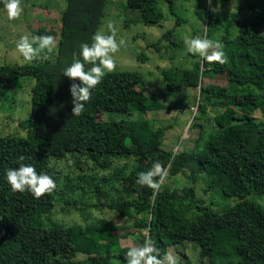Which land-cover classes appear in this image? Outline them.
Instances as JSON below:
<instances>
[{"label":"trees","instance_id":"1","mask_svg":"<svg viewBox=\"0 0 264 264\" xmlns=\"http://www.w3.org/2000/svg\"><path fill=\"white\" fill-rule=\"evenodd\" d=\"M159 1L127 0L126 5L129 10H137L144 23L156 24L164 17ZM162 1L176 17L175 25L184 22L175 10V0ZM105 5L106 0H66L58 49L52 59L0 63V90L20 77L35 79L31 111L24 125L26 134H0V264L126 262L122 252L115 254L110 249L118 240L111 224L64 225L37 210L54 205L61 179L52 159L67 155L77 160L83 157L92 169L112 170L98 180L94 174L80 175L78 182L103 197L105 206L133 219L138 230L145 229L140 243L150 237L161 255L170 246L192 242L205 264H264V205L244 198L248 194L264 195V0H243L240 9L248 12L245 17L238 12L201 13L202 20L207 18L203 35L211 39L212 32H218L212 39L219 38L224 44L227 64L208 63L189 53L187 57L193 59L190 66L162 68L170 96L181 87H199L198 112L189 126L198 135L190 149L176 153L162 147L166 126H157L151 118L130 117L132 110L143 109L131 100L153 95L150 82L137 71L106 73L92 90L83 114L71 113L69 89L72 83L80 82L62 72L71 64L73 53L79 58L80 45L91 43L105 17ZM174 30L167 29L148 46L156 51L161 47L181 49ZM138 59L144 62L145 53L141 52ZM91 66L85 64L86 69ZM216 74L225 77L224 84L215 81ZM214 101L222 103L224 109L205 118L207 107ZM256 110L261 118L254 116ZM99 113L108 117L101 119ZM163 153L168 155L167 165H171L167 177L189 169L188 178L196 180L202 175L206 190L221 191L239 201L217 213L196 199L192 185H185L161 188L153 205V190L137 182V173L148 171ZM20 155L37 173L45 172L55 180L57 187L52 193L36 199L27 190H11L6 171L19 166ZM121 159L126 162L120 168L111 166ZM113 179L119 184L114 191L109 188ZM186 197L195 202V217L188 218L175 206L176 200Z\"/></svg>","mask_w":264,"mask_h":264},{"label":"rangeland","instance_id":"2","mask_svg":"<svg viewBox=\"0 0 264 264\" xmlns=\"http://www.w3.org/2000/svg\"><path fill=\"white\" fill-rule=\"evenodd\" d=\"M217 2H219V10L216 11L218 15L235 12H238L241 17L248 15L246 10L240 9L243 0H212L213 8L217 6ZM126 3L127 0H106L104 8L106 14L102 19L99 30L106 31V21L108 20L115 23L117 41L120 39L126 41V46L121 47L120 51L116 53V70L137 71L151 84L153 95L130 101L131 104H139L143 107V109L132 110L130 117L151 118L157 126H166L167 129L162 142V147L166 152L176 153L183 149H190L193 146V140L198 135V132L189 126L193 115L198 112L199 87H181L170 96L163 81L162 68L174 64L191 65L190 61L193 59L189 55L187 57L189 53L184 41L186 38L204 36L207 18L202 20L201 13L207 12L210 8L206 0H175V10L184 19V22L175 25L176 17L169 13L168 4L161 0L158 2V6L164 15L163 19L156 24H147L142 21L137 10L129 11ZM65 6L66 0H22L23 13L19 20H9L4 6L0 8V63H25L16 49V41L25 33L54 36L56 45L53 51L41 55L36 60L52 59L58 49L61 12ZM171 27L175 28L173 34L181 42V49L161 47L160 51H156L152 46H148ZM217 34L216 31L212 32L211 39H214ZM141 52L146 55L144 62L138 59ZM215 81L224 84L225 77L216 74ZM34 83V78L24 76L18 78L8 88L0 90L1 135L24 136L26 134L24 125L31 111V90ZM223 109L224 105L222 103L214 101L207 107L205 118L219 114ZM254 116L262 117L259 110L254 112ZM98 117L106 119L108 116L99 113ZM110 117L116 116L110 114ZM167 157L168 155L163 153L158 159L164 167H168ZM52 162L59 170L61 179L55 203L53 206H39L37 210L41 212L43 217L49 215L64 225L72 223L103 224L105 222L111 224L113 227L112 233L118 237V240L110 246V249L115 254L122 252L126 257L128 249L140 243L142 236L146 234L145 229L138 230L134 226L133 219L122 217L117 210L105 206L103 197L95 196V193L90 190L87 184L81 186V183L78 182L80 175L94 174L96 180H98L100 176L109 174L112 170L92 169L91 164L85 162L83 157L77 160L72 155H67L62 159H52ZM125 162L124 159L116 160L111 166L118 169ZM189 174L190 170L185 169L184 173H179L171 178L167 177L161 188L192 185L195 189L196 199L203 200L210 209L217 213H222L229 206L239 201L238 197L225 196L221 191L206 190L205 180L200 177L202 175L193 180L188 178ZM110 183L109 188L112 191L119 187L114 179ZM244 198L264 205V195L248 194ZM109 200H111L110 197ZM175 206L181 213H185L188 218L195 217L198 213L195 202L190 197L176 200ZM101 242L102 244L105 243L104 241ZM101 250L104 251L103 246ZM167 251H172L178 256L179 264H205L199 258L197 245L192 242L170 246ZM115 261H119V258H115ZM123 264H126V262Z\"/></svg>","mask_w":264,"mask_h":264},{"label":"clouds","instance_id":"3","mask_svg":"<svg viewBox=\"0 0 264 264\" xmlns=\"http://www.w3.org/2000/svg\"><path fill=\"white\" fill-rule=\"evenodd\" d=\"M9 20H19L23 13L22 0H2ZM211 11L219 10V2L215 8L212 0H206ZM194 7V6H193ZM117 28L112 20L106 21V31L99 30L91 38V43L80 45L79 58L73 53L72 62L65 67L63 74L72 81L79 80V84L72 83L70 93L73 107L71 113L80 116L85 110V103L91 99L92 90L102 81L106 73L114 72L117 68L116 53L126 46V41L116 39ZM185 46L188 53L197 55L208 63L221 65L229 62L224 50V44L217 38L209 39L207 35L186 38ZM56 45L52 35H33L25 33L16 41V49L25 62L31 63L45 53H51ZM85 64L92 65L86 69ZM26 157L20 155L17 159L18 167L6 171V179L12 191H29L34 198L40 199L45 194L52 193L57 185L55 180L45 172L37 173L32 164L24 163ZM159 161L154 162L148 171L137 173V182L152 189V202L155 204L162 184L165 182L169 168ZM126 264H179L178 256L172 251L161 255V250L149 237L142 243L132 246L126 252Z\"/></svg>","mask_w":264,"mask_h":264},{"label":"crops","instance_id":"4","mask_svg":"<svg viewBox=\"0 0 264 264\" xmlns=\"http://www.w3.org/2000/svg\"><path fill=\"white\" fill-rule=\"evenodd\" d=\"M130 11V10H129ZM132 11V10H131Z\"/></svg>","mask_w":264,"mask_h":264}]
</instances>
